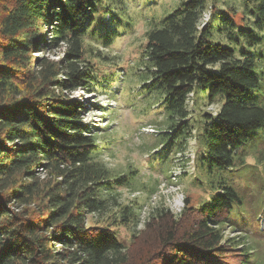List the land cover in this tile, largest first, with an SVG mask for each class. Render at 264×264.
<instances>
[{"label":"trees","instance_id":"obj_1","mask_svg":"<svg viewBox=\"0 0 264 264\" xmlns=\"http://www.w3.org/2000/svg\"><path fill=\"white\" fill-rule=\"evenodd\" d=\"M244 1L254 28L226 17L218 31L248 35L253 45L254 33L264 32V0ZM207 7V0H182L146 32L143 79L164 94L168 130L159 138L168 149L178 141L179 151L192 133L188 96L202 87L213 103L223 93L219 111L203 113L197 139L210 169L243 166L236 150L264 124L261 83L253 56L214 39L212 22L223 9L213 5L200 27ZM111 12L103 0H0V264H250L247 238L226 234L227 227L243 231L231 220L242 199L224 181L200 206L187 195L179 214L157 207L128 244L110 225L89 223L136 177L97 157V133L72 95L98 83L85 38ZM115 32L100 33L102 43ZM61 47L57 58L46 55ZM133 213L124 206L123 220Z\"/></svg>","mask_w":264,"mask_h":264},{"label":"rangeland","instance_id":"obj_2","mask_svg":"<svg viewBox=\"0 0 264 264\" xmlns=\"http://www.w3.org/2000/svg\"><path fill=\"white\" fill-rule=\"evenodd\" d=\"M103 1L118 19L112 21L113 13H107L101 25L98 24L101 31L85 38L98 83L94 84L92 93L77 89L72 95L84 103V120L97 133L101 148L97 157L116 174L135 171L136 177L130 187L117 188L109 207L92 213L89 223L100 221L110 225L119 239L128 244L132 233L143 228L157 207L166 206L179 214L187 195L191 197V205L200 206L221 190L224 181L234 186L242 199L231 220L241 223L243 231L239 226L227 227L226 234L245 236L246 246L252 252L250 264H264V124L237 148V156L243 153L246 157L243 166L210 169L206 143L197 139L202 126L200 120L204 112L216 114L225 95L219 94L216 101L210 103L208 91L196 87L187 101L188 121L192 125L188 144L179 151L177 141L168 149L167 141L159 138L168 128L164 94L156 88L145 87L143 77L148 69L144 50L146 32L182 0ZM213 5L224 10L213 19L214 39L254 57L260 94L264 98L263 30L254 33L253 45L249 44L248 35L239 34L230 39L225 35L226 30L218 31L221 18L226 17L232 18L236 27L249 24L254 28V18L248 13L244 0H207L200 27L211 20ZM230 8L236 11H229ZM103 14L102 11L97 13L99 21ZM110 29L116 32L110 35L113 41L105 45L101 34ZM63 50L61 47L46 55L57 58ZM124 206L129 211L134 210L130 221L123 220Z\"/></svg>","mask_w":264,"mask_h":264}]
</instances>
